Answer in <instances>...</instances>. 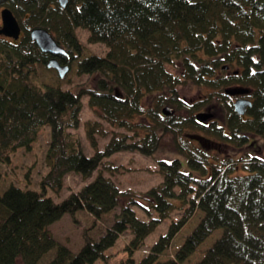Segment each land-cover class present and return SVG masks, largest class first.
Returning <instances> with one entry per match:
<instances>
[{
    "label": "trees",
    "instance_id": "16d2710c",
    "mask_svg": "<svg viewBox=\"0 0 264 264\" xmlns=\"http://www.w3.org/2000/svg\"><path fill=\"white\" fill-rule=\"evenodd\" d=\"M3 9L21 34L0 35V164L29 150L44 127L49 140L39 190L10 184L0 191V264H39L51 250L46 264L106 261L105 251L125 233L128 262L153 264L195 213L198 222L161 264H181L213 232L219 235L194 264H264V158L259 145L243 151L251 136L264 137V0H67L64 7L57 0H0ZM33 28L49 31L67 53L57 60L75 66L76 75H92L93 83L63 88L46 65L52 55L31 40ZM77 29L87 32L88 43L103 44L105 54H86ZM187 84L196 97L181 95ZM231 87L247 89L244 115L234 110L240 95L225 92ZM82 97L98 118L124 130L85 122L90 155L76 132ZM165 107L171 112L164 114ZM204 109L212 117L200 122ZM95 134L110 135L102 149ZM166 137L189 170L178 157L158 158L161 182L143 193L120 191L103 175L116 170L104 160L113 153L151 156ZM94 171L59 202L47 195L62 188L66 175L87 179ZM136 204L148 220L137 217ZM79 211L94 222L113 216L97 238L84 228V243L73 252L49 226ZM167 218L166 231L135 262L132 255Z\"/></svg>",
    "mask_w": 264,
    "mask_h": 264
},
{
    "label": "rangeland",
    "instance_id": "374dc122",
    "mask_svg": "<svg viewBox=\"0 0 264 264\" xmlns=\"http://www.w3.org/2000/svg\"><path fill=\"white\" fill-rule=\"evenodd\" d=\"M76 33L80 42H82V44H84V46L86 47L84 49V52L86 54L91 53L100 56H103L105 54L106 48L103 44L88 43V34L85 30L77 29ZM39 74L43 81L48 80L49 77L46 74L49 73H44L42 72V70H40ZM93 78L94 77L92 75H76L74 66L72 69L68 70V72L62 79V87L75 89V86H77L78 84L86 83L91 85L93 83ZM179 89L184 99L194 98L197 95L196 87H194L193 85H182V87H180ZM203 111L206 112V110ZM207 111L211 112V110ZM94 120H99L104 130L114 129L116 131L124 132L122 128L112 127L104 119L98 118L94 110L89 108L87 104V98L82 97V109L80 112L81 123L76 132L79 133L83 143L84 151L88 155L92 154L93 150L90 147L88 140L86 139L84 124L87 121ZM109 137V134L104 137L95 134L97 147L99 149H102L103 146L108 142ZM250 139L252 140L251 144H249V146H245L243 151H251L254 145H259L260 147L259 152L257 151V155L264 158V137L251 136ZM48 140L49 128L44 127L40 131L37 139L32 144L29 150H25L23 148L18 149L11 156L10 163L0 164V191L4 190L10 184H14L21 188L39 190L38 181L47 170V167L44 163V155ZM161 157H178L182 163V170H189L186 159L183 156L174 154V152L171 150L169 139L166 137L162 141L161 146L158 148L155 154L151 156L143 155L135 151H119L113 153L104 160H107L109 163H111V165L115 166L116 170H114L112 173L104 170L103 175L107 178H110L120 191L143 193L152 186H155L161 182V175L157 171V159ZM95 174L96 171H94L92 176L87 179H83L81 176L73 173L68 174L63 180L62 188L58 192L47 189V195L50 196L55 202H59L71 192L77 191L85 183L92 180ZM132 208L135 209L138 218L143 220L149 219L147 215L141 210V205L136 204ZM118 211L119 208H116L114 212ZM151 215H153V213H151ZM112 216L113 213L110 215H106L101 220L94 222V219L84 211H79L74 216L63 214L59 220L55 221L49 226V231L59 243L64 244L70 250L76 252L84 243L82 235L83 229L89 228V235L93 238H97L98 235L103 233L105 228L109 226L112 220ZM199 216L200 214L198 215L195 213L187 221V223L174 236L168 249L164 250L162 255L153 264H161L174 256L184 237L198 222ZM175 217L176 216L172 215V218ZM170 220V218H167L162 221L157 226V228L145 238L144 244L141 246V248L132 255V258L135 262L138 261L144 254H146L149 251L151 245L157 240L158 236L166 231ZM218 235L219 232H213L181 264H194L202 255L203 250L207 248L211 244L213 239ZM128 239L129 235L127 233L120 236L113 244V246L105 251V254L108 256L106 261L97 259L92 264H130L128 262V252L124 248V245L126 244ZM54 253L55 250H51L48 253L44 254V256L39 261V264H46L48 260L53 257ZM16 264L21 263L17 262Z\"/></svg>",
    "mask_w": 264,
    "mask_h": 264
},
{
    "label": "water",
    "instance_id": "95a60500",
    "mask_svg": "<svg viewBox=\"0 0 264 264\" xmlns=\"http://www.w3.org/2000/svg\"><path fill=\"white\" fill-rule=\"evenodd\" d=\"M57 1L61 7H64L67 3V0H57ZM0 17H1L0 35L11 38L13 40H18L21 30L12 13L8 10L3 9L0 12ZM29 35L31 40L35 42V44L42 52H47L52 55V57L48 60L46 64L47 67L53 68L57 72L59 78H64V76L69 70V65L61 64L57 60L58 55H64V56L67 55L64 48L61 47L55 41V39L53 38L52 34L49 31L43 28H33L32 30H30ZM225 92L230 95L244 94L247 92V89L239 88V87H231V88H227ZM250 104L251 102L248 99L238 98L234 101L233 104L234 110L239 115H243L246 111V108ZM162 112L164 114H167L171 112V108L165 107L162 109ZM210 117H212L211 113L202 112L196 115V119L199 121H205ZM193 138L200 140V137H193Z\"/></svg>",
    "mask_w": 264,
    "mask_h": 264
},
{
    "label": "flooded vegetation",
    "instance_id": "af4514ba",
    "mask_svg": "<svg viewBox=\"0 0 264 264\" xmlns=\"http://www.w3.org/2000/svg\"><path fill=\"white\" fill-rule=\"evenodd\" d=\"M240 97V96H239ZM236 98H238V97H236ZM206 110V109H205ZM203 111V110H202Z\"/></svg>",
    "mask_w": 264,
    "mask_h": 264
}]
</instances>
